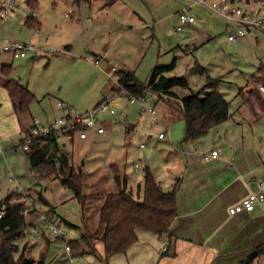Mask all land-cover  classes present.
Wrapping results in <instances>:
<instances>
[{
    "label": "rangeland",
    "instance_id": "rangeland-1",
    "mask_svg": "<svg viewBox=\"0 0 264 264\" xmlns=\"http://www.w3.org/2000/svg\"><path fill=\"white\" fill-rule=\"evenodd\" d=\"M17 1L26 12L32 11L28 0ZM37 1L36 11L43 23L38 37L30 38L32 29L21 26L23 24L16 18L2 22L3 34L18 41L47 45L57 51L19 60L11 59L7 53L0 54V77L1 66L12 63L11 78L36 95L30 109L20 113L13 107L3 82L0 83V200L13 193L15 200L25 201L26 218L37 229L29 227L18 242L21 248L28 243L29 257L36 260L45 257L50 264H115L118 256H106L102 243H97V252L93 254L76 252L70 242L82 241L84 235H92L99 229L100 210L107 195L122 190L126 180L129 183L142 179L146 165L158 163L160 151H188L190 143L182 145L171 139L164 125L163 104L154 95L146 97L148 105L157 111L155 122L152 116L141 112L139 103L130 104L126 97H120L114 106L116 118H121L120 112H124L125 119L139 123L137 130L126 127L118 135L109 130L103 135L89 131L86 139L62 141L60 144L64 142L66 145L57 151L51 148L52 155L67 158L75 173H82V194L87 197L83 203L73 189L63 184L64 174L58 159L55 160L56 171L52 174L40 178L32 172L22 141L31 118L44 125L54 123L61 114L56 111L60 99H65L62 102L76 112H85V107H90L88 111L95 108L103 100L104 88L111 89L116 83V76L113 69L108 70L106 58L121 69L133 71L142 83H146L156 66L175 64L169 75L186 77L190 87L198 90L206 83V74L217 73L223 66L227 70L239 68L246 71L247 76L251 74L254 64H260L257 59L264 58V45L257 51L249 44L238 49L232 46L227 39L224 21L209 8L193 1L118 0L110 7L103 1L100 6H94L101 9L98 20L94 8L91 12L84 8L79 13L74 0ZM127 6L136 7L149 23L147 29L131 28L133 23H126L129 19L137 21V16L128 11ZM183 6L190 7V14L199 23L184 25L179 32L176 29L177 16ZM90 18L91 22L88 21ZM106 31L125 34L116 44L109 42L108 33L103 38ZM32 33L37 31L32 30ZM189 36L196 38L197 46L202 44L199 49L186 47L184 40ZM212 38L215 44H205ZM71 39L73 49L67 54L63 46ZM96 59L101 60L99 65L95 63ZM196 59L205 74L192 70L197 65ZM226 80L232 83L219 90L231 101L232 117L219 127V132L235 137L240 132L250 134L252 140L246 139V142H252L264 151V111L258 98L253 96L252 100L244 101L239 97V91L234 94L236 86L245 81L238 69L228 73ZM175 90L180 96L188 93L187 89ZM163 102L175 111V107L170 106L174 102ZM62 111L64 113L65 109ZM110 119L107 114L103 116L104 121ZM160 133H166V138L159 139ZM141 144L145 147L142 148ZM202 151H208V147ZM135 164L140 165L139 170H135ZM10 178L22 187L21 192L13 190L15 185L9 182ZM54 228L58 233L53 232ZM67 244L75 257L73 263L68 257ZM254 264H264V254Z\"/></svg>",
    "mask_w": 264,
    "mask_h": 264
},
{
    "label": "crops",
    "instance_id": "crops-1",
    "mask_svg": "<svg viewBox=\"0 0 264 264\" xmlns=\"http://www.w3.org/2000/svg\"><path fill=\"white\" fill-rule=\"evenodd\" d=\"M74 1L78 7L79 13H81L84 8L88 9L90 12L94 8L98 20L101 16V9L100 7L94 6H100V2L106 1V3H109L106 4V6L110 7L112 3L118 0ZM190 1L191 0H181V2L185 3ZM248 2L249 0H247L248 5L246 9L253 14L258 13L253 2ZM16 5L24 8L17 0ZM184 7L185 6L178 10V16L179 13L185 9ZM127 8L128 11L137 16V21L132 19L126 20V23H133L131 28L137 26L145 30L149 27V23L137 12L135 6H127ZM187 8L190 10V7ZM217 16L224 21L226 33L228 34L227 21L222 16ZM9 18L14 19L16 17L11 16ZM37 20L40 21L41 27L39 30H35L37 33H32L33 29L30 30L29 36L33 39L34 37H38L43 25L38 13ZM153 20L156 21V19ZM88 21L91 22L92 19L90 18ZM177 24L178 18L176 25ZM21 26L27 27L24 24ZM107 33L109 42L116 44L122 39L123 34H125V32L116 34L106 31L103 37L104 39L107 37ZM68 41L69 42H66L67 44L63 46L67 54L71 53L73 49L71 43L73 40L71 39ZM184 42L187 48H192L194 46L196 49H199L202 45L197 46L199 42L196 41L194 36H189ZM213 42L212 38L207 40L205 44H213ZM230 44L237 49L241 46H247V44L253 45L254 50L257 51L264 45V34L256 30H249L245 36L240 37L234 43L230 42ZM182 45L184 46V43ZM29 56L37 58L41 55ZM10 57L14 59L11 55ZM28 57L19 59H26ZM104 60L108 63V70L110 71L113 69V74L116 76V83L111 89L108 87L104 88L102 99L111 95L119 85L116 75L117 72H133L131 70L121 69L118 64L109 62L107 58ZM257 60L260 64L257 66L254 64L253 72L248 76L246 71L244 72L239 68L227 70L228 68L223 66L217 70V73L211 72L210 74H206V82L208 76L211 78H218L220 79L219 88H222L232 83L226 80L228 73H232L238 69L240 76L245 77V81L241 83L242 85L239 84L236 86L237 88L234 89V94L239 91L237 93L244 101L252 100L253 96H255L258 98L261 108H263L259 97H264V92L259 89L260 85L258 84V79L261 77L259 70L264 67V58H259ZM100 61L101 60L96 59L95 63L99 65ZM198 62L197 60V64H200ZM254 89H256V94L253 93ZM221 93L225 97V93ZM7 96L9 97L8 93ZM120 97L127 98V95L125 94V96ZM236 97L238 98V96L235 95V98ZM59 101L65 102V99H60L58 102ZM161 102L163 104L161 109L162 116L165 120L164 125L168 129L169 136L173 141L179 144L186 145L190 143L188 146L189 150L160 151V153H158V163L147 164L146 169H150L155 179L165 191L171 190L173 186L180 181L177 194L178 216L172 225V236L168 245L164 244V241H168L167 238L160 237L148 230L138 229V240L126 253L115 255L118 256L115 264H241L252 257L254 253L258 252L257 257L254 258V264L258 261V257L264 254V201L261 204H256L253 211H242L232 214L230 209L239 204L251 192L257 191L258 183L264 182V151L261 150L260 146H255L252 142H246V139L252 140L250 134H248V136L246 133L240 132L238 137H235L228 133L219 132V127L227 123L232 117L230 109V116L225 122L213 127L206 134L194 140H186L185 120L179 117L177 112L165 106V102ZM88 109H90V107H85L83 110L88 111ZM62 110L63 108L60 106L56 109L57 112L61 113L60 116L63 113ZM32 118L26 131L30 129L32 125ZM118 118L111 117L110 121H104L105 132L103 134L109 130L113 135H118L120 132H124L123 130L126 127L131 129V131L137 130L139 125L138 122L125 119V117ZM19 130L18 128V131ZM24 138H22V141ZM165 138L166 133L164 138L159 137V139ZM62 145L65 146L66 144L63 142ZM62 145L60 144L59 149ZM206 147H208V151H202L203 148ZM199 148L200 150H198ZM213 151H217L218 154L214 156L212 154ZM65 154L68 155L66 152ZM137 165L139 167L138 169L134 167L135 170L140 169V165ZM143 180L144 177L142 179H134L132 180L133 182L129 180V183L126 180V190L135 195L138 194L140 189L139 186H142ZM32 225L33 222L30 223V228L34 230ZM100 244L101 243H98V245ZM164 246H166V250L163 249ZM167 247L169 248L167 249Z\"/></svg>",
    "mask_w": 264,
    "mask_h": 264
},
{
    "label": "trees",
    "instance_id": "trees-1",
    "mask_svg": "<svg viewBox=\"0 0 264 264\" xmlns=\"http://www.w3.org/2000/svg\"><path fill=\"white\" fill-rule=\"evenodd\" d=\"M28 5L31 9H36L37 0H28ZM24 25L33 30H39L41 27L40 21L32 17H29ZM174 67L175 64L156 66L146 83L140 82L134 72L119 71L116 75L119 85L128 94L138 97L152 94L158 100L174 102L170 106L175 107L179 117L186 122V140H194L229 118L230 101L219 90L220 79L208 76L204 86L194 90L189 86L186 77L169 75ZM192 70H198L201 74L204 71L201 64H197ZM12 71V64H3L0 83L3 82L13 107L24 113L30 109L36 96L27 86L11 78ZM259 74L261 77L258 84L264 86V67L259 70ZM177 88L187 89L188 93L180 96L175 90ZM259 99L264 109V97L260 96ZM29 134L30 129L26 131V135ZM24 141L25 139L23 144ZM59 147L57 135L53 133L33 137L29 147L24 150L36 177L41 178L55 172V160L58 159L64 174L63 184L73 189L76 197L85 203L87 197L82 194V173L77 175L67 158L52 155L50 152L51 148L57 151ZM179 186L180 181L171 190L165 191L147 168L138 194L127 191L126 186L119 192L108 194L100 210L99 229L92 235H84L82 241H71L70 245L76 252L95 254L97 243H103L106 256L124 254L138 240V229L167 238L168 245L172 236V225L178 216ZM15 197L12 193L0 200V213L5 206V213L0 218V264H50L45 257L39 260L29 257L28 243L20 247L18 242L25 236L30 221L25 215V201L18 198L15 200ZM85 246H88V249ZM257 254L258 252L254 253L241 264H253Z\"/></svg>",
    "mask_w": 264,
    "mask_h": 264
},
{
    "label": "built area",
    "instance_id": "built-area-1",
    "mask_svg": "<svg viewBox=\"0 0 264 264\" xmlns=\"http://www.w3.org/2000/svg\"><path fill=\"white\" fill-rule=\"evenodd\" d=\"M197 4L203 5L209 8L217 15L222 16L228 23V40L230 42H236L240 37L246 35L250 30H256L264 34V0H249L248 3L253 2L257 8L258 13L253 14L246 9L247 0H191ZM15 16L20 23L24 24L29 17L37 19V11L32 10L26 12L24 8L16 5V0H0V54L7 53L13 58H25L29 55H43L47 53H54L57 50L47 45H37L30 41H18L10 37L9 35L2 33V22ZM197 23L196 18L190 14L188 8L183 9L178 16V24L176 26L177 31H181L184 25ZM37 30V29H34ZM259 89L264 92V86L260 85ZM121 93H126L128 102L130 104L139 103L141 106V112H145L153 117L154 121H157V111L154 107L148 105L146 96L138 97L136 95L128 94L125 89L120 85L115 89L111 95L107 96L99 103L95 108L85 112H76L64 102L59 101L58 106L65 109L63 115H61L54 123L47 125L42 124L38 119L32 118V125L30 128V134L25 136L24 149L29 147L33 137L47 136L55 133L57 135L58 142L72 141L75 138L86 139L89 136V131L94 132L97 135H101L105 132L104 128V115H110L111 117H117V111L114 109L115 103L120 98ZM120 117H125L124 112H120ZM160 138H164L165 134L160 133ZM144 147V144H141ZM215 156L217 151H213ZM136 169L138 165L136 164ZM9 182L15 185L13 190L21 192L23 189L19 184H16L15 180L10 178ZM12 192V191H11ZM264 201V182L258 183L257 191L251 192L246 198H244L239 204L230 209L232 214L242 211H253L256 204H261ZM5 213V206L2 208L0 218ZM34 230H37L34 228ZM54 233H58V229H53ZM167 244V241H164ZM166 250V246L163 248ZM66 250L70 261L73 263L75 257L71 253V247L66 245Z\"/></svg>",
    "mask_w": 264,
    "mask_h": 264
}]
</instances>
